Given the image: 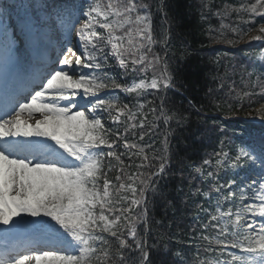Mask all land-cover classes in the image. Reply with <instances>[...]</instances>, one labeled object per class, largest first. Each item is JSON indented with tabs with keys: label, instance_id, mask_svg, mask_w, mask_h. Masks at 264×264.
Segmentation results:
<instances>
[{
	"label": "snow or ice",
	"instance_id": "obj_1",
	"mask_svg": "<svg viewBox=\"0 0 264 264\" xmlns=\"http://www.w3.org/2000/svg\"><path fill=\"white\" fill-rule=\"evenodd\" d=\"M154 8L163 12L152 0H0L8 51L43 30L59 37L21 87L0 89V264H264V135L229 147L220 132L219 151L188 174L200 198L191 261L170 246L175 233L149 243V193L167 207V181L185 180L183 160L169 171L172 124L186 118L166 106L175 76ZM228 10L254 20L264 0ZM258 32L264 41V24Z\"/></svg>",
	"mask_w": 264,
	"mask_h": 264
},
{
	"label": "trees",
	"instance_id": "obj_2",
	"mask_svg": "<svg viewBox=\"0 0 264 264\" xmlns=\"http://www.w3.org/2000/svg\"><path fill=\"white\" fill-rule=\"evenodd\" d=\"M152 2L157 7L163 5V12L153 9L157 38L165 34L170 37L167 55L174 69L175 84L167 92L166 106L186 119L180 127L172 124L175 138L171 143L176 158L169 169L174 171L180 166L178 161L183 160L185 180L173 178L167 181V192L172 201L167 207L159 198L152 200L149 193L148 214L152 222L149 243L158 240L162 232L175 233L170 246L182 248L191 261L196 249L190 239L194 227L192 217L200 198L188 194V174L196 175L194 168L202 166L203 160L214 157L219 151L220 140L227 139L220 136V132L227 130L228 136L233 138L235 143L229 147H235L241 138L259 140L264 135V123L255 119L261 118L258 110L264 107L261 90L264 58H260L264 41L251 39L261 35L258 28L264 24V16L257 15L251 20L246 12L228 10L255 0ZM217 12L221 15H216ZM161 48L162 44L156 46L157 51ZM160 54L163 56L164 52L160 51ZM162 133L163 129L157 145L163 139ZM125 163L130 161L125 158ZM229 178L230 175H224L225 182ZM192 183L198 185L199 180ZM156 220H163L164 226H157ZM168 225H171L170 229ZM199 231L197 228L196 232ZM164 242L160 241L162 245Z\"/></svg>",
	"mask_w": 264,
	"mask_h": 264
},
{
	"label": "rangeland",
	"instance_id": "obj_3",
	"mask_svg": "<svg viewBox=\"0 0 264 264\" xmlns=\"http://www.w3.org/2000/svg\"><path fill=\"white\" fill-rule=\"evenodd\" d=\"M16 2H28V0H16ZM47 32V30H43L42 31V34L40 37H36L32 42H27V47L29 48H33V47H37L39 49H41L42 51H45L48 47H49V44H48V41H47V36L48 35H45L44 33ZM1 57H3V61H5L7 58V56L4 54L1 55ZM17 61H18V58H17V55H16V52H14V59H13V65H16L17 64ZM10 66H8V68L6 69V73L4 76H2V79L3 82L5 83L8 79L5 77V76H10ZM256 120H258L259 122H264V120H262L261 118H255Z\"/></svg>",
	"mask_w": 264,
	"mask_h": 264
},
{
	"label": "bare ground",
	"instance_id": "obj_4",
	"mask_svg": "<svg viewBox=\"0 0 264 264\" xmlns=\"http://www.w3.org/2000/svg\"><path fill=\"white\" fill-rule=\"evenodd\" d=\"M38 115V114H37Z\"/></svg>",
	"mask_w": 264,
	"mask_h": 264
}]
</instances>
